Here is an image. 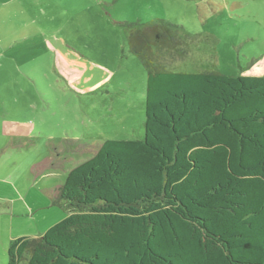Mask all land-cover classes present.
I'll list each match as a JSON object with an SVG mask.
<instances>
[{
	"label": "trees",
	"instance_id": "1",
	"mask_svg": "<svg viewBox=\"0 0 264 264\" xmlns=\"http://www.w3.org/2000/svg\"><path fill=\"white\" fill-rule=\"evenodd\" d=\"M126 25L147 70L143 134L71 167L68 214L11 240L6 264H264V74L169 69L183 27Z\"/></svg>",
	"mask_w": 264,
	"mask_h": 264
},
{
	"label": "rangeland",
	"instance_id": "2",
	"mask_svg": "<svg viewBox=\"0 0 264 264\" xmlns=\"http://www.w3.org/2000/svg\"><path fill=\"white\" fill-rule=\"evenodd\" d=\"M155 18L190 38L169 69L264 74V0H0V193L46 201L54 223L68 211L43 188L104 139L143 134L147 70L126 24Z\"/></svg>",
	"mask_w": 264,
	"mask_h": 264
},
{
	"label": "crops",
	"instance_id": "3",
	"mask_svg": "<svg viewBox=\"0 0 264 264\" xmlns=\"http://www.w3.org/2000/svg\"><path fill=\"white\" fill-rule=\"evenodd\" d=\"M56 186L43 188V191L52 198L53 204L63 206L64 201L57 197ZM18 192L20 196H16L17 193L13 190L9 196L6 193H0V264H6V249L11 240L18 237H37L53 224L48 223V219H45L46 216L43 214L44 210H42L43 208L46 210L49 203L34 198H23L21 188L18 189ZM40 209L41 211H39ZM14 220L19 225L16 229L13 227ZM34 225L36 228L39 227L37 231L33 229Z\"/></svg>",
	"mask_w": 264,
	"mask_h": 264
}]
</instances>
